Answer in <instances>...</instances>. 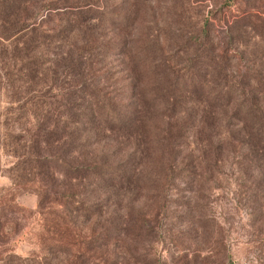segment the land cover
Listing matches in <instances>:
<instances>
[{
	"label": "rangeland",
	"instance_id": "374dc122",
	"mask_svg": "<svg viewBox=\"0 0 264 264\" xmlns=\"http://www.w3.org/2000/svg\"><path fill=\"white\" fill-rule=\"evenodd\" d=\"M262 138L264 0H0V264H264Z\"/></svg>",
	"mask_w": 264,
	"mask_h": 264
},
{
	"label": "trees",
	"instance_id": "16d2710c",
	"mask_svg": "<svg viewBox=\"0 0 264 264\" xmlns=\"http://www.w3.org/2000/svg\"><path fill=\"white\" fill-rule=\"evenodd\" d=\"M190 83L191 86L193 87L194 86V83H196V80L193 79L192 77L190 79H187L184 84H188ZM232 94H230V91H228L226 93V97L227 99L228 98H231ZM96 105H99L96 104ZM100 106V105H99ZM104 104H102L101 106V111L104 109ZM126 106L124 107H114L113 109H111L110 111H108V114L109 112H111V114H113L112 116L109 117L108 114H106L107 116L104 117V119L106 120V122H109L110 125H126L127 122L131 121L132 120V114L130 113V111L128 109L125 108ZM237 113L239 116H241L240 118H244L246 117L245 119H248L250 121H252L251 123L248 124H245V119H242L243 121H241L240 119V123L239 124H244L245 125V128H244V134L247 135V136H254L256 134V136L258 135H262V131H261V126H260V119L259 118H254V114H256V111L255 109L249 107V108H240L237 110ZM102 114L104 115V111L102 112ZM244 122V123H243ZM262 137V136H261ZM263 142H264V138H262ZM262 150L264 151V143H262Z\"/></svg>",
	"mask_w": 264,
	"mask_h": 264
}]
</instances>
